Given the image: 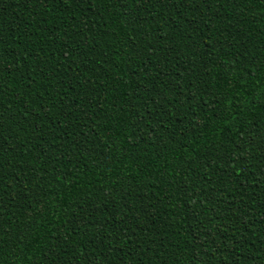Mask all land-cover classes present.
I'll use <instances>...</instances> for the list:
<instances>
[{
    "label": "trees",
    "instance_id": "trees-1",
    "mask_svg": "<svg viewBox=\"0 0 264 264\" xmlns=\"http://www.w3.org/2000/svg\"><path fill=\"white\" fill-rule=\"evenodd\" d=\"M0 264H264V0H0Z\"/></svg>",
    "mask_w": 264,
    "mask_h": 264
}]
</instances>
